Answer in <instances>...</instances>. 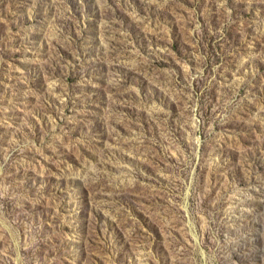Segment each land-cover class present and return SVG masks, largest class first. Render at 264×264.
<instances>
[{
  "label": "rangeland",
  "instance_id": "rangeland-1",
  "mask_svg": "<svg viewBox=\"0 0 264 264\" xmlns=\"http://www.w3.org/2000/svg\"><path fill=\"white\" fill-rule=\"evenodd\" d=\"M0 264H264V0H0Z\"/></svg>",
  "mask_w": 264,
  "mask_h": 264
}]
</instances>
